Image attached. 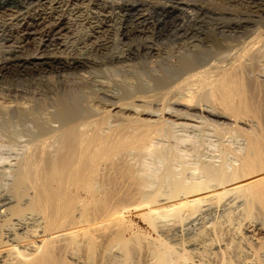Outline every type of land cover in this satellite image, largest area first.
<instances>
[{
  "label": "bare ground",
  "instance_id": "1",
  "mask_svg": "<svg viewBox=\"0 0 264 264\" xmlns=\"http://www.w3.org/2000/svg\"><path fill=\"white\" fill-rule=\"evenodd\" d=\"M42 2L43 0H0V9L8 8L17 14V16H11L13 18L10 24L11 29L0 24V60L2 61L0 63V110L14 111L20 115L21 122L29 119L32 123V125L24 122L22 126L13 124L4 126L3 129L7 133L3 136L6 138H3L0 133L2 137L0 147L17 146L26 150L28 154L21 166L19 165L20 168L19 166L16 168L18 173L15 174L16 180H12L14 182L11 186L12 192L0 197V223L11 222L10 226L4 229L5 231L0 229L2 240H0V264H62L59 260H62L59 257L62 256L60 249L66 244L69 245L70 250V246L77 244L78 236L84 233V231L80 232L83 225H85L84 234L87 233L86 228L89 225L87 223L90 222L100 229L105 228V231L113 232L115 229L110 225L114 222L110 223V219H113V216L116 219L119 210L124 208L126 203L136 200L137 192L149 185L144 169L136 167L129 156L160 150L157 151L154 138L165 132L163 126L167 121L164 119V114L168 113L176 119L192 121L178 122L184 127H192L196 126L194 122L203 121H198L194 117V112L198 111L219 131L225 128L223 126L231 123L245 141V146L238 155V160L236 159L239 162L231 171L227 170L224 164L216 167L210 163L205 164L200 170L205 177L207 176L206 178H210L209 180H213L218 185V189L223 194L236 192L244 199L241 201L243 203L245 201L246 220H249L248 218L262 219L257 223L254 222L255 220L251 221L253 224L248 225L246 229L248 235L242 239L250 244L249 248L254 253L252 258L256 256L255 263L264 264V260L259 258L264 256V78H261L263 71L259 70L260 65L259 68L257 67L259 59L264 58V27L259 29L256 36L254 35L255 38L246 42V52L243 51V54L233 59H226L225 63L222 60L219 62V59L206 64L207 62L203 63L201 60L190 59V56L185 60L181 58L183 61L180 62L181 69L178 67V73L154 79V89H151L153 92L146 89L147 87L137 86V89H129L126 93L105 80L102 77L103 74L98 75L97 72L100 70L96 71L93 68H100L110 63L126 70L128 62L134 58L156 54L155 49L146 41H141L140 50H135L133 42L139 33L130 32L128 25L138 14V10L143 7L146 10L155 9L158 1H111L109 7L118 8L122 12L123 27L115 39L116 46L113 45L112 49L106 51L107 53L99 60L88 56L65 59L50 56L46 51L50 46L55 45L52 37L53 28L46 31L43 39L32 51L16 49L18 47L16 44L26 43L31 37V31L38 29L44 14L43 11L38 10ZM250 2L254 12L264 13V0ZM37 3L38 5L35 6ZM161 6L173 19L169 27L158 31V37H162L169 29L173 30L170 36L175 40L184 41L193 37L195 39V36L200 38L199 36L205 31L200 23L207 15L219 21L215 27V30L219 32L225 33L232 30L237 32L245 25L242 18L230 21V18L226 19V12L207 9L199 0H162ZM188 9H191L194 14L184 19L185 16L182 17V15H186ZM150 12L143 14L142 23L150 20L152 17ZM258 16L261 18V14ZM199 40L203 42V38ZM256 68H258L257 72H261L259 75ZM50 76L58 81L52 84L49 81ZM70 76H78L77 84L81 91L84 93V88H88L93 96L88 97L89 93L87 95L84 93L86 98L83 99L84 102L77 94H72L71 100L59 96L57 90L66 88V80ZM181 89L186 90L185 95L189 98L199 94L198 101L210 102V106L200 107L201 104L198 106V101L197 105H184L185 103L179 101L180 98L175 97ZM204 90H206L205 93ZM167 101L171 107L167 106ZM6 102L9 105H2ZM41 111H48L49 117L46 118L45 115L42 117ZM1 132L4 133L3 130ZM103 156L111 157L105 162L106 159H103ZM184 179L186 180V177ZM122 181L127 182L124 184L126 188L122 185ZM200 183H186L181 178L174 181V187L178 192L179 188L184 189L185 199H187L199 190L204 182L202 185ZM79 187L81 191L82 188L84 189L82 192H85V198L79 195ZM71 189L76 190V193ZM139 210L145 216L150 214L149 204L145 203ZM25 214L29 216L23 218ZM252 227L255 228L251 229ZM88 234L89 231L86 235ZM114 234H111L113 238H115ZM90 236H83L89 243V246L84 247L89 248L90 254H98L99 247L105 241L101 242L103 243L101 246L98 244L97 250L96 234ZM100 236L97 237L100 238ZM103 237L106 239L107 236ZM114 240L112 239V243L107 240L109 243H105L109 244V247L106 246L107 250L101 252L105 253L108 248L112 249V246L115 248V245H111ZM120 240L117 239V242ZM80 242V246L85 244ZM228 244L230 243L225 245L228 247L230 246ZM57 248L59 256L58 254L56 256L59 258L55 257ZM79 248L75 247L77 250ZM73 251L71 249V252L75 254ZM165 251L167 252L159 254L155 264H170L168 257L170 250ZM222 251L219 250V252ZM109 252L110 250L105 254ZM215 252V261L218 264H228L227 258L221 256L218 251ZM66 256L63 260L67 258ZM87 260H89L88 257L85 262L88 264ZM90 261L92 263L93 259L89 260V264H91Z\"/></svg>",
  "mask_w": 264,
  "mask_h": 264
},
{
  "label": "rangeland",
  "instance_id": "2",
  "mask_svg": "<svg viewBox=\"0 0 264 264\" xmlns=\"http://www.w3.org/2000/svg\"><path fill=\"white\" fill-rule=\"evenodd\" d=\"M111 1L113 0H43L42 6L38 7V10L40 9L44 13L38 29L31 31V37L26 43H22L21 45L19 43L16 44V47L18 46L16 49L22 51L25 50L27 52L32 51L38 46L41 39H43V35H45L46 31H50L53 28L54 31L52 37L55 40V45L50 46L46 51L50 56L61 59L76 56H88L99 60V58L112 49L113 45L116 46L115 39L122 31L123 27L124 19L122 12H120L118 8L109 7ZM155 1H158L155 9L146 10V8L144 9L143 7L138 10V14L135 15L136 17L134 16L133 20L130 21L128 29L130 32L139 33V36L136 37V40L133 42L135 50H140L141 41H146L155 49L156 54L148 57L139 56L134 58L128 62L129 65L126 70H122L120 67L118 68L116 64L111 65L110 63L102 65V68H93L96 69V71L100 70L97 72L98 75L101 74L102 76L103 74L104 76L102 77L105 80L112 83V85L119 87L123 92L125 91L127 93L129 89H137L140 86L147 87L146 89H150V92H153L151 89H154V79L167 74L173 76L178 73L179 69H181L180 62L186 58L191 57L190 59L201 60L203 63L207 62L206 64L215 62L218 59L219 62L222 60V62L225 63L227 60L243 54V51L246 52V42L255 38L259 29L261 30L264 27V13L254 12L250 6L251 0H199L207 9L221 13L226 12V19L230 18V21L231 19L241 20L242 18V21L245 24L244 28L240 29L241 32L240 30H237V32L235 30L227 31L225 33L219 32L218 30H215L219 21L212 19V17L210 18L207 15L204 21L200 23L202 29L205 30L204 33L199 36L201 39L203 38V42H201L199 40L200 38H197V36H195V39L193 37L184 41L175 40L170 36V34L173 33V30L169 29L162 37H158V31L169 27L173 18L169 17L167 11L162 8V0ZM37 5L38 3L35 6ZM148 11H151L150 14L152 17L149 21L142 23L143 14H147ZM191 14L193 15L194 12L191 9H188L186 15H182V17L185 16V19L186 16H192ZM260 14L261 18L258 16ZM14 15L17 16L13 10L8 8L0 9V24L5 25L7 29H11L10 24L13 21L12 17ZM243 18H247L249 22L247 19L244 20ZM247 25L250 28L247 27ZM247 54H249V52ZM199 56H202L203 58ZM181 58L183 60H181ZM243 58L245 59L246 57ZM263 60L264 58H261L257 63V67L260 65L259 70L261 72L263 71L261 74L262 79L264 78ZM1 62L2 61L0 60V63ZM258 68H256V72L258 71ZM260 71L257 72L258 75L261 73ZM77 77L78 76H70L66 80V88L58 89L57 94L68 100H71L72 94H77L81 101L86 99L84 93H86V95L89 93L88 97L93 96L88 88H84V93L81 91V88L77 84ZM49 81L53 84L57 82L58 79L50 76ZM123 84L125 85L123 86ZM126 84L128 85L126 86ZM208 89H210V87H208ZM182 90L183 89H181V91ZM206 90H204V93ZM181 91L175 94L176 98H180L179 101L181 103H185L184 105H195L197 103V97L199 94H195V97L189 98L185 95L186 90ZM6 103H3L2 105H9ZM166 104H168V107H171L168 101ZM197 104L198 106L201 104L200 107L210 106V102L206 101H198ZM176 107L181 108L183 106ZM47 112L41 111L40 115L48 118L49 113L47 114ZM194 113V117L198 121H203L194 122L196 126L192 127H184L178 123L192 121L176 119L175 116L172 117L168 113L164 114V119L167 121L166 125L164 124L163 126V131L165 130V132L162 131L163 133H161V135L159 134V136H156L157 138H154L155 147L157 148V151L158 149L160 150L158 152L155 151L156 153H148L146 151L147 153L144 152L142 155L141 153L139 155L137 153L133 154L136 157L133 155L129 156L130 159L132 158L131 161L136 167L139 166L144 169L147 178L146 181L149 184L148 187L141 191L139 190L138 192L140 193L137 192L136 200L132 203L130 202L131 204L129 202L128 204L126 203L125 206L127 205V207L124 206V208L119 210L116 219L115 216H113V219H110L112 221H110V223L114 222V225L111 224L113 226L110 225L111 228L113 227V229H115L113 232H108V230L105 231V228L100 229L90 222L87 223L89 224L88 226L86 224L88 227L86 228L87 233L89 231L88 235H86L87 233L84 234L85 225H83L84 230H82V226L80 232L84 231V233H81L78 236L77 244L74 246L71 244L72 246H70V250L69 245L67 246L66 244L61 248L62 251L60 249V252L62 253L60 254L62 256L69 252L67 256L65 255L67 257L65 259L66 261L63 260L65 256H59L57 248V251L55 250V257H57L56 255L58 254V256L62 258V260L59 259L62 264H75V262H78L77 264H87L85 263L87 257L89 260L93 259V264H126L125 262L128 260L127 264H155L159 254L167 252L165 250H170L168 252L169 262L171 261L170 264H177L178 262L181 264H218L217 261H215V251L219 252V250H223L219 253L225 259L227 258L226 262H228V264H249V262H253L250 264H256V256L254 257L255 259L252 258L254 253L249 248L250 244L242 239V237L248 235L246 230L247 227H249L248 225L253 224L251 221L255 220H251L252 218L246 220L247 216H245L244 213L245 201L244 203L241 201L244 199L236 192H227V194H223L218 189V185H216L213 180H209L210 178H206L207 176L205 177V174L201 172V167L209 163L214 166L216 165V167H221V165L223 166L224 164L226 169L231 171L236 163L239 162H237L236 159L244 148L245 141L240 135H238L239 133L236 131L237 129L235 127L233 128L231 123L223 126L226 129L222 128L219 131V129H216L210 121L208 122L203 118L204 115L200 111ZM21 121V117L18 113L14 111L4 112L0 110L1 135H6L7 132L3 128L4 126L7 127L8 124L22 126V123L25 122L27 125H32L29 119H24V122ZM1 130H3L5 134L2 133ZM1 135L0 138L2 139ZM4 136L3 138H6ZM0 148L1 197L9 195V193L12 192L11 186H13L12 184L14 183L12 180H16L17 175L15 174L18 173L16 168L19 165L21 166L23 159H26L28 154H26V150L17 146H1ZM240 148L241 150H239ZM111 156H103V159H106L105 162H107V158H110ZM20 161L21 163L19 164ZM20 166L18 168H20ZM201 176L204 179H202ZM185 177L186 180L184 179ZM181 178L186 183L196 182V184H198L204 182L205 184L203 183L202 185V183H200L202 185L200 186V189L188 196L189 198L187 197V199H185L186 191L179 188L178 192L174 187V181ZM122 182L123 186L127 183L126 181V183L124 181ZM80 187L79 195L81 194V197L85 198V192H82L84 189L82 188L81 191ZM124 188H126V186H124ZM73 189L71 190L76 193V190ZM184 202H187L186 205ZM145 203L149 204L150 208V214L148 216L143 215L139 210L140 206ZM74 215H77L76 212ZM27 216H29V214H25L23 218ZM260 219H256L254 222L257 223L258 221H262V219ZM3 223L5 222L0 223L3 226L0 227V229L5 231L4 229L9 227L11 222L8 221V223ZM91 224L92 226H90ZM254 228L255 227H252L251 229ZM117 230L118 232L120 230V232L118 233ZM102 232L104 234L105 232L107 233L106 235H103ZM115 232L116 234H114ZM30 233H32V231ZM95 234L97 238V240H95L97 250L99 246L103 243L105 244L99 247V255L97 253L94 255L90 254L89 248H85L89 246V243H87L88 240L86 238L84 239L83 236L91 237L90 235L94 236ZM111 234H114L115 238H113ZM117 234L121 235L117 236ZM98 235L107 237L106 239L103 236H100L99 238L97 237ZM118 237H120L121 240ZM111 238L113 240L116 239V241L114 240V243L111 244L116 247L114 248V246H112V249L114 250H112L111 247L108 248V251L110 250V252L106 255L105 253L108 251L105 253L101 251L107 250L109 244H106L105 242L112 243L113 241ZM117 239L120 240L118 241L120 244L117 242ZM82 240H84L85 244L83 246L81 244L80 246L79 242H83ZM103 240L105 242H103ZM228 242L230 243L228 244L230 246L227 247L225 244ZM117 243L119 245H117ZM75 247L79 248V250L75 249ZM248 248L251 252H249ZM71 249L72 251L73 249L75 250L73 251L75 254L71 252ZM14 251H16V249H14ZM70 252L72 254H70ZM78 252L81 254H76ZM82 252L83 254L89 252V255L87 254L88 256L86 255V257ZM92 256L94 258H92ZM100 256H104V258H101ZM259 258L264 260V256L263 258L262 256ZM100 259L101 261H99ZM89 260H87L88 264Z\"/></svg>",
  "mask_w": 264,
  "mask_h": 264
}]
</instances>
